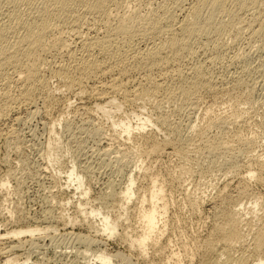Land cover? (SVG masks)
Segmentation results:
<instances>
[{
    "label": "rangeland",
    "instance_id": "374dc122",
    "mask_svg": "<svg viewBox=\"0 0 264 264\" xmlns=\"http://www.w3.org/2000/svg\"><path fill=\"white\" fill-rule=\"evenodd\" d=\"M32 1L25 0L14 5L5 0L0 23L9 22L18 27L19 19L29 21L30 17L37 15L38 11L35 12V7L38 6L40 10L39 5H44L42 0H34V3ZM95 1L99 0H87L86 3L90 5ZM123 1L121 0L124 4L120 2L117 6L119 10L111 0L109 3L105 1L109 7H113H110L113 19L126 14L128 18L140 14L143 17L151 16L171 0ZM192 1L184 0L185 3L190 4ZM245 1L249 2L247 7L238 11L239 13H235L236 9L233 10L235 16L232 12L219 13L216 16L217 12H215L214 18L207 20L209 10L204 11L196 26L207 27L209 32L207 31V35L200 34L201 37L196 36L198 41L193 47L195 53L193 51L192 54L187 53L184 56L183 76L192 77L195 66L201 65L202 71L216 81L214 83L217 84V90L207 91L201 88L190 101L173 93L172 98L165 99L161 103L158 95H154L155 97L151 95L146 96L145 99L139 98L140 101L138 99L133 104L129 102L124 104L121 103L120 95H117L119 96L116 97L117 102L121 103V106L102 112L97 110V102L93 98L87 97V94L76 92L75 94L68 89L67 91L66 87L59 84L56 77H51L47 88L50 98H47V95H44V98L38 95L39 98L37 96L36 101L34 100L35 104L33 102L32 106L27 104L22 105L23 107L21 105L19 107L18 101L15 102L16 100L13 99L14 106L12 104V107L7 108L8 111H0V261L10 255L18 257L15 264L26 261L30 264H103L97 260V257L105 251L107 256L112 257L113 264H200L199 257L190 259L192 260L190 262L183 252V246L186 244L194 249L198 243L202 246L210 239L214 232L212 204L219 196L237 197L240 188L248 185L250 193L254 192L263 198L260 199L259 206L251 200L252 196L248 197L249 199L243 196L244 199L242 198L237 209L240 208V215L245 219V222L243 221L246 230L243 235L244 233L245 235L241 245L235 247L230 255L221 256V262L250 263L251 260L243 258V255H246L243 252L249 251L254 234L264 231V184L255 178H248V169L254 166L257 168V160L264 158V31L260 36L251 35L253 26L257 27L258 23L264 25V17L261 16L264 14L261 13L264 3L261 0H257L261 3ZM231 3V0L226 1L227 6ZM51 4L48 5L53 7ZM15 6L17 8H14ZM8 9H16L17 12L19 11V16L24 18H16L18 20L16 21L13 17L9 20ZM28 11L33 15L31 16ZM84 13H81L80 24L85 36L87 26L95 27L101 23L94 14ZM159 13L162 14L161 11ZM176 14L180 15V18L185 16L184 12L180 13V9ZM258 16L262 17L261 20L257 19ZM57 21L54 18L48 21L50 35L47 33L48 37L45 36L43 41L49 39L46 43L49 42L51 46L43 43V48L48 50V54L43 53L45 56L54 53L52 42L55 43L56 39H66L68 43H72V48L79 45L75 31L69 28L72 27L70 23H65L62 18ZM220 25L225 32L221 31ZM227 25L229 27H226ZM19 30L13 36V33H10L11 36L8 34L9 37L6 38L8 41L5 40L4 44L7 43L9 46L6 47L8 53L17 52L20 48L19 54L25 56L31 47L28 45L30 42L25 45L27 40L24 41L23 36L29 32H27V24L26 28ZM19 34L23 37H19ZM214 35L219 39L216 38L219 44H222L219 58L215 53L216 50L212 48L213 45L208 44V39L210 42L215 39ZM23 46L29 49H24ZM51 50L53 53L50 52ZM32 55L31 52V55L28 54L27 58L23 59L25 60L23 63L26 62L24 64L27 66L36 62V55L33 57ZM4 65L0 67V98L3 93H8L2 96V101L7 96L17 97L20 90L15 83L20 74L19 69L12 64ZM42 68L48 75V67L45 65ZM133 75L125 76V80L123 79V81L127 80L124 83L129 85L130 89L135 86L132 83L133 79L138 76L139 79L136 80H140L141 76L137 73L134 77ZM238 76L239 80H242V85L235 88V79ZM106 79L104 82H107ZM59 86L62 87L60 90ZM115 96L116 94H113V97ZM53 97L56 98L52 102ZM122 118L131 120L135 127L141 123L140 119L146 118L155 123L157 118H165L168 124L163 126L151 123L144 130L135 129L136 134L129 139L117 125ZM220 120L225 121L223 125L214 124ZM203 129H206V133ZM202 132H204L203 137ZM209 138L212 140L218 138L222 145H225L223 148L229 150L228 154L224 149L220 151L221 153L206 150ZM167 140H172L173 145H164L165 147L155 154L148 151L153 143ZM73 165L76 172L83 176L85 188L89 189L87 197L82 196L80 190H76L75 183L68 177ZM132 173L136 179L135 195L123 210L116 206L117 202H112L108 198V194L124 189ZM155 179L166 186L164 187L169 202L168 213L160 218L162 232L157 247L148 245L146 254L142 256L138 250L129 245L128 241L142 229L143 223L138 216L142 206L140 196L144 193L150 194ZM194 197L198 199L199 209L192 208L189 202L194 200ZM82 211L87 212L86 220ZM90 211H100L102 215L96 216V213L90 215ZM121 214L123 218L119 222L116 234L110 236L103 233L102 218L108 216L115 221ZM19 216L27 217L22 219L25 221H20ZM246 220L250 225H247ZM38 225L41 228L47 226L49 228L36 232L33 236L29 233L21 235V242L19 237H13L11 234L5 236L6 232L15 229L21 230ZM14 244L19 246L14 247ZM177 253L181 255L180 261L174 255ZM204 254L202 252V255Z\"/></svg>",
    "mask_w": 264,
    "mask_h": 264
},
{
    "label": "bare ground",
    "instance_id": "6f19581e",
    "mask_svg": "<svg viewBox=\"0 0 264 264\" xmlns=\"http://www.w3.org/2000/svg\"><path fill=\"white\" fill-rule=\"evenodd\" d=\"M4 1L5 0H0V14L4 11L2 10L3 4L5 3ZM7 1L10 2L9 4L13 3L15 5L16 3L24 2L25 0H7ZM42 1L44 2L43 6H40L41 4L39 5V3H37L36 1V3L40 7V10H38L39 8L38 6H36L37 10L35 7V12L38 11L37 15H35L34 17H30L31 19L27 22L23 21V19L22 20L19 19L20 17L19 16L20 14H18L19 11L17 12L16 9H10V10L8 9L9 10L8 13L10 17L9 20L13 17H15V19L16 18L19 19V21L16 19V21H18L17 25L19 28L17 26L12 25L8 21H6L8 23H5V22L0 23V67L5 66L4 64H10V65L12 64L13 66L17 67V69H19L18 71L20 73L18 78H16L17 76L14 77V79L16 78L15 80L16 81L15 83H17L16 85L20 87V90H18L19 95L17 93L18 96L16 97L15 95L14 98H10L7 96L6 99H3L4 101L3 102L1 98H3L2 96L8 92L3 93V94L1 93L2 95L0 98V111H3V110L8 111L9 109L7 110V108L12 107V104L14 103L13 99L16 100L15 102L18 101L19 107H21L22 105L25 106L27 104L28 106H30L29 104H31L32 106L34 100L36 99L38 95L39 96L42 95L43 98H44V95L48 96L49 90L47 92V88H49L48 82L51 77H54V78L56 77L57 80H59L60 82L59 84L63 86L64 88L66 87V90L67 89L72 90L74 93L76 92L80 94H87L88 95L87 97L93 98L97 102L96 103L97 110L102 111V112H108L110 109L119 108L121 106V103L125 104V102L127 103L129 102V104L130 103L133 104L135 101L137 102L139 98L145 99L146 96H151V95H153L152 97H155L154 95L156 96L158 95L160 97V103L163 100L165 101V99L172 98L173 93L179 94L182 97V99L186 101L188 100L190 101L192 97L196 96V92H198V90L201 88L206 89L207 91L217 90L216 88L217 84L214 83L216 81H213V77H211L210 75H207L206 73L202 71L201 65L198 67L195 66L196 68L193 70L195 71V73L194 75L191 74L192 77L188 78L186 76H183L184 71H185L182 69L184 56L187 53H190V54L193 53L194 51L193 47L198 41L197 40L198 37L196 38V36L199 35V37H201L200 34L207 35V33L209 32L207 27L202 28V27L196 26V23H198V20L201 18V16L204 15V11L209 10L208 11L209 16L207 17V20H211L214 18L215 12H217L216 16L219 13L223 14L224 12L226 13L232 12V15H234L233 10L236 9L235 13L238 11L240 12L241 10H243V8L247 7L249 3V2H246L245 0H231L232 3L230 5L228 4L229 6H227L226 1L230 2V0H193L191 4L185 3L184 0H171L169 3H167L166 6L164 7L162 6L163 8L161 7V9L159 10L162 12L163 15L160 14L159 11H156L154 13L152 12L153 14L151 16L145 15V17H143V16H140L141 15L140 13H139L140 15H136L138 14L136 13L135 14L136 16L134 18H130V16L129 18L126 17L128 16L126 14V16H121V17H117L118 16L117 15L116 16L117 18L113 19L112 17L114 16H111L112 14H110V11H111L110 7L112 6L109 7V4H107L110 2V0H105V1H108L107 3H105L104 0L103 1L99 0V1H95L94 3H91L90 5L86 3L87 0L86 1L85 0H78V1L75 0L76 2L72 0H64V1L63 0L61 1L60 0H53V1L52 0H42ZM111 1L113 2L114 5H116V7L119 6L121 2V0L120 1L111 0ZM262 1L264 3V0H261V2ZM251 2L258 3L260 1L257 2V0H252ZM49 3H52L51 5L53 7L49 6L48 5ZM33 5L31 7H33V10H34ZM16 6H18V4ZM16 6L14 8H17ZM179 9H180V13L181 11L185 13V16L180 18L179 17L180 15L176 14V11ZM33 10L31 8V11ZM82 12H85L84 14H86L87 12L88 15L94 14L100 20L99 23H101L99 26H95V27H93L94 25L87 26V28H85L86 29L85 36L83 35L84 33L82 32V29H81L82 25L80 24ZM262 12H264V6L261 10V13ZM26 14L27 13H25V15ZM30 14H28V16ZM32 15L33 14H31V16ZM261 16L264 17V14H261ZM86 17L87 16L85 15V18ZM260 17L258 16V18L257 17L256 18L258 20H261L262 17L261 18ZM20 18H24V17H20ZM51 18L57 19L58 21L60 18H62L65 23L66 22L70 23L72 27H69L70 25L68 27L70 29L72 28L75 31V38H76V41L79 42V45L72 48L71 47L72 43H68L66 39L65 40L56 39L55 43L52 42L53 44L52 49L54 53L51 50L50 52L53 53L52 55L50 54L49 56L43 55L44 52L45 54L48 52V50H46L45 47L44 48L46 51L44 50L43 43L46 44L47 46L49 44V42L46 43L47 41H49V39L46 40V42H44L45 41L44 37L47 35V33L49 34V31H51L49 30L50 25L48 24L50 23L48 21ZM85 18L84 20H86ZM26 24H27V32L28 31L29 32L23 35L24 41L27 40V42H25V45L26 43L28 44V42H30V44L28 45H31L29 53H27V55L28 54L31 55V52L33 53L32 57L36 55L35 56L36 62H34L33 65L30 64L28 66L24 64L26 62L23 63V61H25L23 59L27 55L24 56L23 54L24 57L20 55L19 54L20 48L18 50L19 52L15 51L14 53L12 52L8 53L6 51V47L8 48L9 46L7 45V43L4 44L5 40L8 41V39H6L8 34L10 35V33L11 34L13 33L12 34L13 36L14 33L15 34L18 33V30L20 28H21L20 30H22V28L23 29L26 28ZM82 24L85 27V24L84 23ZM228 25L231 28V25L230 24ZM228 25L226 27H229ZM220 28H221V31L225 32L222 29V26ZM216 30H218V28ZM30 31H33V32H30ZM263 31H264V25L262 23L261 24L258 23L257 27L255 26L252 27L251 35L253 37L260 36ZM220 33L218 34L220 35ZM215 34H217V32ZM23 36L19 34V37L22 38ZM53 38L55 39V37ZM216 38L217 37L215 36V39L214 40L212 39L211 42L208 39L209 41L208 44L213 45L212 48L216 50L215 53L217 57L219 58V55L221 54L219 50H221L222 44L220 45L219 44L220 42L218 41L219 39L217 38L218 40H216ZM49 46L51 45L49 44ZM23 47L21 48V50L23 49ZM26 48L28 47L25 46L24 49ZM25 51L26 50H24V52ZM34 60L35 59H33V61ZM45 65L49 69L48 75H46L45 73L46 67L45 69L42 68ZM18 71L16 73H18ZM136 73L141 75L140 80H136L138 78V76L136 75L137 76L136 79H133L132 81L130 79L132 78L131 76L129 79L132 81V83H134L135 86L133 87V89H130L128 88L129 85L124 83V82H127V80L123 81V79L125 76L131 75V74L132 75L134 74L133 75L134 77ZM104 77L106 78L109 77V79L105 78L107 82H104L105 80V79L103 80ZM241 81L239 80V76H238V78L235 79L234 87L237 88L241 86L242 85ZM9 83H10V80H9ZM234 87L233 89L235 90ZM61 88L62 87H60L59 90ZM113 94H116V96L113 97ZM117 95H120V98L122 101L121 103L117 102L118 101L117 98H119V96L117 97ZM52 96H53V92H52ZM159 97H156V98L159 99ZM47 98H50V96H48ZM55 98L56 97H53L51 101L54 100ZM16 105L17 104H15V106ZM17 120L20 121L21 119H17ZM119 120L120 121L118 122L117 125L120 126V128L122 129V132L127 134L129 139H132V136L136 134L135 129L144 130L151 123L154 125L162 124L163 126L168 124L165 118H157L156 123L155 121H151L148 118L140 119L141 123L137 124V127H135L132 121L129 119L122 118ZM224 122L225 121L220 120V122H217L214 124L220 123L219 125H223ZM203 136H204V132H202V137ZM168 144L173 145V141L167 140L161 143L155 142L153 143L151 148H149L150 150L148 151H150V153L152 154L158 153ZM206 144H207L205 147L206 150L213 152V153L215 151L216 152L223 151V149L226 150L225 148H223L225 145L223 146L218 138L217 139L214 138L213 140L210 139L208 140ZM226 151H227L226 153L228 154L229 150H226ZM254 167L248 169V178H255L257 179V181H260L261 183L264 184V158L258 159L257 168L256 167L254 168ZM68 177L69 179H71L73 183H75L76 190H80L81 195L84 197L85 196L87 197L89 193V189L87 187L85 188L83 176L80 175V173L76 172V168L74 167V165L72 166V169L70 170ZM173 180H178V179H173ZM135 183H136V179L134 177V173H132L129 176V182L126 185V187L122 189L120 192L109 193L108 198L112 200V202H117V205H116L117 207L119 206L120 209L125 210L129 202L132 200V198L135 195ZM246 183L247 182H245V184ZM164 186H165L164 184L159 183L158 179H155L153 180V188L150 191V194L147 195L146 193H144L142 196H140V198L142 197V206L138 212V216L140 220L142 221L143 226H142L141 231L140 232L138 231L139 233L136 236H133V237L131 236L128 243L131 247L138 250L142 256L146 254V249L148 245H151L152 247L155 248L157 247L159 243L158 238L162 232V227L160 226V223H162V221H160V218L164 217L168 213V203H169L166 190H165L166 186L165 187ZM247 186L248 185L243 186L242 188H240L241 190L238 189L239 195L237 197L226 196V195L219 196L217 201H215L212 204L211 208H213L214 206L213 208L214 212L212 215L213 216L212 219L214 222V232L212 233L211 238L208 239L202 246L199 243L196 245L194 249L192 247H188V245L186 244L183 246L184 247L183 252L186 254L189 260L194 257H199L200 264H223L221 262V256H224L226 254L230 255L232 251L235 249V247L237 246L239 247L241 245L242 238H244V235H245V233L243 235V232L246 231L244 229L245 226L243 227L244 225L243 223L245 222L244 221L245 219H243L242 216L240 215V210H239L240 208L237 209V206L239 203L242 202L241 200L244 199L243 196H246L247 198L248 197L250 198L252 196L251 200H254V202L259 206L261 203L260 199L263 198L255 194L254 192L253 194L250 193L251 191L249 190V187ZM229 194L230 193H228V195ZM195 199L189 202L192 208L196 209L197 206H199L198 205L199 203L197 201L198 199L197 198ZM82 213L84 214V220H86L87 212L82 211ZM94 213H96V216L102 215L100 211H90V215H94ZM14 215L16 216L17 214H14ZM122 216L123 214L119 215V217H117L115 221H112L108 216L103 217L102 221L104 223V229L102 232L107 233L110 236L115 235L118 229L119 222L120 220L122 221V218H123ZM25 217L27 216H24V217L19 216V220L21 221ZM25 219L22 221H25ZM248 224L249 222L247 221V225ZM89 225H91V223H89ZM47 228L49 227L47 226ZM47 228H41L39 225L34 226V227L28 226L25 229L20 228L21 230L15 229L11 232L8 231L9 233L6 232L5 236L6 234L7 235L11 234L13 235V237H17V238L19 237V241H20V236L23 234L29 233L31 234L30 236H33L35 235L36 232L47 230ZM35 243H38V242H35ZM18 244H22V243H18ZM17 245L14 244V247ZM202 252H204L205 254L202 255ZM248 252L246 253L245 251L243 252L244 254H246V255H243V258L245 260H249V261L251 260L250 263H247V264H264V231H259L254 234L253 243ZM179 254L180 253L174 254L178 261H180V256H181V255L179 256ZM97 260H100L103 264H113L112 257L107 256V253H105V251H102L101 254L98 255ZM16 261H18V257H12L10 255H7L6 257L2 259V261H0V264H15ZM191 261L192 260H190V262ZM22 264H30V263L26 261L25 263H22Z\"/></svg>",
    "mask_w": 264,
    "mask_h": 264
}]
</instances>
